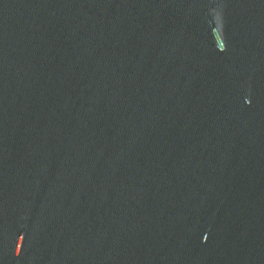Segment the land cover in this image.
I'll return each mask as SVG.
<instances>
[{
	"label": "water",
	"instance_id": "obj_1",
	"mask_svg": "<svg viewBox=\"0 0 264 264\" xmlns=\"http://www.w3.org/2000/svg\"><path fill=\"white\" fill-rule=\"evenodd\" d=\"M0 264H264V0H0Z\"/></svg>",
	"mask_w": 264,
	"mask_h": 264
}]
</instances>
